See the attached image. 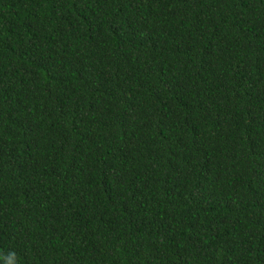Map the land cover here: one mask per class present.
Segmentation results:
<instances>
[{
  "label": "trees",
  "instance_id": "16d2710c",
  "mask_svg": "<svg viewBox=\"0 0 264 264\" xmlns=\"http://www.w3.org/2000/svg\"><path fill=\"white\" fill-rule=\"evenodd\" d=\"M0 264H264V0H0Z\"/></svg>",
  "mask_w": 264,
  "mask_h": 264
}]
</instances>
